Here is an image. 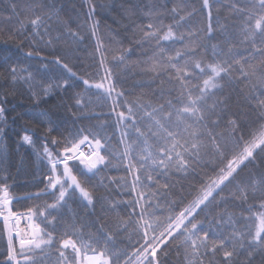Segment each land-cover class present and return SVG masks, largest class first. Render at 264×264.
I'll return each instance as SVG.
<instances>
[{
    "label": "snow or ice",
    "instance_id": "obj_1",
    "mask_svg": "<svg viewBox=\"0 0 264 264\" xmlns=\"http://www.w3.org/2000/svg\"><path fill=\"white\" fill-rule=\"evenodd\" d=\"M220 3L201 0L200 10L206 12L208 22L194 25L199 10L190 0H153L147 11L129 0L123 16L132 25L133 40L128 47L115 41L118 46L111 64L120 70L138 69L147 77L138 87L157 84L156 89L129 99L118 87L119 71L105 63L107 56L100 60L98 79H85L73 71L67 62L72 45L85 37L62 17L54 0H27L23 8L9 0L11 15L5 19L15 17L16 26L0 34V42H18L19 46L27 42L33 48L42 42L57 52L59 42L66 47L35 72L18 64L8 67L6 82L13 91L5 90L0 96V125L6 126V113L19 106L9 108L8 96L14 97L17 85L23 84L32 108L17 118L31 116L50 125L41 136L29 134L26 128L21 140L34 148L37 140L43 141L37 157L46 164L47 183L44 192L34 196L49 195L52 202L15 212L13 201L19 198L7 183L0 182V237L6 234L0 264H167L174 251L177 256L182 252L183 264H255L257 257L264 264V173L237 181L242 168L256 162L257 156L264 157V0H230L225 5L228 16L224 22L217 18L214 27L213 5ZM88 4L91 23L87 27L96 37L100 24L92 19L96 4L93 0ZM138 13L148 22L137 23ZM106 47L97 37V51ZM33 55L31 49L25 53ZM133 55L139 59L129 60ZM10 59L0 57V64ZM49 65L62 70L63 76L50 75L53 68ZM81 83L84 89L72 93L73 104L61 103L86 110L93 103L110 101L116 124L124 129L122 151L113 149L109 138L94 127L53 136L55 122L47 119L46 110H35L54 93H67ZM4 135L5 127H0V139ZM130 135L135 138L129 140ZM125 162L130 185L125 177L118 183L105 175V170ZM173 170L185 175L202 173L200 183L193 185L192 200L179 212L172 201L166 208L168 214L159 217L156 211L164 208L149 185L167 192L170 185L160 184L156 177ZM114 183L137 194L130 203L139 212L133 207L128 219L117 211L123 202L107 195ZM70 201L79 202L89 215L97 205L101 212L115 213L114 226L106 228L101 223L96 227L73 212ZM62 209H69V219H62ZM202 212L205 218L197 220ZM121 232L129 233V239L131 234L140 237L131 255L116 248Z\"/></svg>",
    "mask_w": 264,
    "mask_h": 264
},
{
    "label": "trees",
    "instance_id": "obj_2",
    "mask_svg": "<svg viewBox=\"0 0 264 264\" xmlns=\"http://www.w3.org/2000/svg\"><path fill=\"white\" fill-rule=\"evenodd\" d=\"M17 3L20 8H23L27 0H12ZM191 3L199 10L198 14L193 18L194 25H205L207 24V14L205 11L200 10L201 0H190ZM230 0H221L220 4L213 5V26L217 18L221 21H225V17L229 14V9L225 6ZM54 3L58 8L61 9V15L64 19L69 20L71 27L81 32L85 38L83 42L72 45L73 52L68 58V63L73 67L79 76L94 80L98 79L96 76L97 72L102 74V68L100 67V60L102 56H107L105 62L107 66L113 67L119 71L118 87L125 91L126 96L129 99L135 98L141 91H151L157 88V84L148 86L147 84L137 85L141 81H146L147 77L139 73L138 69L130 68L128 70H120L117 66L111 64V58L116 53L113 51L118 45L115 41H121L125 47H128L133 40L132 25L130 21L125 19L123 16L124 8L129 6V0H93L96 4V12L92 19L100 22L99 29L96 37H93L87 27L91 23L88 17L89 4L88 0H54ZM138 7L147 11L148 7L153 3V0H136ZM171 7V4H169ZM19 11V8H18ZM11 15L9 0H0V34H6L7 31L16 26V18L13 17L11 21L6 20L5 17ZM21 18H24L23 13ZM137 23H147L139 13L135 18ZM165 19V23H169ZM84 25L83 27H79ZM31 31V29H29ZM55 32L52 35L55 36ZM97 37L103 42L106 49L102 48L97 51ZM219 39V37H217ZM6 39V35H5ZM215 42V41H213ZM134 47V45H132ZM59 52L65 51V44L59 42L57 44ZM179 47V45H177ZM32 50L34 55L32 57L25 56V53ZM57 51H53L51 48L45 47L42 42H38L35 48L29 43H24L23 46H19L18 42L8 41L7 43L0 42V57L9 56L11 59L8 64H0V96L4 95L5 90L9 93L13 91L11 84L8 81V67L11 64H18L22 67H27L29 71L35 72L37 68L44 64H48L49 60L59 54ZM139 52V49H137ZM39 53V55H35ZM41 57H47L48 59H42ZM139 59L137 55L129 57V60L134 61ZM53 68V72L50 73L53 77L63 76L62 70L56 68L55 65H49ZM170 85H165L169 87ZM234 88L240 86L234 85ZM84 85L81 83L78 88L69 89L67 93L60 91L54 93L52 98L47 103L40 104L36 111L46 110L48 113L47 119L54 121L57 126V131L53 132V136H59L61 133L68 135L70 131L74 132L80 127H94V130L101 131L102 134L109 138V143L116 151H122L123 145L120 143L121 132L124 130L122 127L117 126L115 114L111 113L110 101L100 103H93L85 109H78L75 107L69 108L64 106L61 101L67 103V105L73 104L72 93L83 91ZM95 90H93L94 92ZM91 95V93H90ZM237 93H233V99L235 100ZM11 103L8 105L9 108L19 105L15 111H9L6 113L8 117L7 125H0L5 127V135L0 139V178L7 177L6 180H0V182L7 183L10 186V192L14 197H18L13 201V211L24 212L29 207L35 205H43L45 202L51 203L52 197L49 195L41 194L39 198H35L34 194L43 193L46 188V177L48 175L47 167L45 162L41 161L37 157V151L42 150V140H37L35 148L33 146L24 144L21 140L24 130L29 129V134L35 132L37 136L43 135V132L50 125L47 123H41L39 119L31 116L18 117V113H22L32 108V101L28 98L26 86L23 84L17 85L16 95L13 97L8 96ZM95 100V96L93 95ZM119 110V109H118ZM236 105L233 104V111H236ZM75 113V115H73ZM223 128H217L216 131H220ZM134 135H130L129 140L134 139ZM35 139V137H34ZM51 147V145H49ZM115 163V161H114ZM204 171L211 172V168H206ZM264 173V157L257 156V160L254 163H249L246 167L242 168L237 177V181H246L250 175H260ZM200 174L196 175H185L184 173H176L174 170L170 171L164 176L158 175L156 179L160 184L167 183L170 185L169 190L165 192L160 189L157 190L155 184L149 185L153 191H157V201L163 206L164 210H157L156 216L163 217L168 213L166 211L167 206L170 202L175 201V211L179 212L181 208L186 206L189 201L192 200L195 194L193 185L200 183ZM105 175L113 177L119 183L121 177H125L129 185L131 183V175L126 170V162L117 167H112L105 170ZM232 185H229V189ZM103 191V190H101ZM192 193L193 195H190ZM29 194H33L32 199L26 198ZM109 199L122 201L117 211L123 219H128V214L136 208L139 212V207L130 203L136 199V192H132L130 187L120 188L116 184L110 186V193H108ZM153 201V203L157 202ZM70 208L79 217H82L86 221H92L99 227L101 223L106 228L113 227V220L115 213L113 212H101L99 205H97L95 213L89 215L84 207L79 202H69ZM207 211V210H206ZM62 219H69L71 213L69 209H62ZM55 215V213H53ZM205 214L202 212L197 216V220H203ZM132 219H138V216H133ZM51 230V229H50ZM93 231L95 228L92 229ZM131 230V226H130ZM140 237L131 234L129 239V233L121 232L116 240V248L127 250L128 254L131 255L135 248L139 247V244L135 242ZM142 243V241H141ZM132 245H135L133 247ZM6 247V234L0 237V252H3ZM127 257H122L126 259ZM133 259H135L133 257ZM167 264H183V255L181 252L180 256L176 255L174 251L169 257ZM255 264H260V258L257 257Z\"/></svg>",
    "mask_w": 264,
    "mask_h": 264
},
{
    "label": "rangeland",
    "instance_id": "obj_3",
    "mask_svg": "<svg viewBox=\"0 0 264 264\" xmlns=\"http://www.w3.org/2000/svg\"><path fill=\"white\" fill-rule=\"evenodd\" d=\"M21 227H24V223L23 222L21 223Z\"/></svg>",
    "mask_w": 264,
    "mask_h": 264
}]
</instances>
